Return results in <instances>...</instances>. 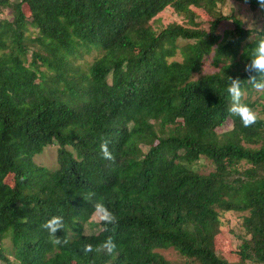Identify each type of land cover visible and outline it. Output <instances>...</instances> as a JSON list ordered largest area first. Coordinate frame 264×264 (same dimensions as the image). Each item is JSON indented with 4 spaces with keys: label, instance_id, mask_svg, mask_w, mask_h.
I'll return each mask as SVG.
<instances>
[{
    "label": "trees",
    "instance_id": "trees-1",
    "mask_svg": "<svg viewBox=\"0 0 264 264\" xmlns=\"http://www.w3.org/2000/svg\"><path fill=\"white\" fill-rule=\"evenodd\" d=\"M226 1L0 0L12 14L0 19V260L171 264L159 249L172 247L183 264H264V103L241 99L257 116L244 126L226 91L230 77L252 89L245 64L264 30L221 11L201 27L193 13ZM166 7L184 22L156 29ZM54 142L50 170L33 157ZM202 155L206 173L192 167ZM97 200L114 223L90 220ZM219 209L241 213L236 260L216 251ZM53 215L55 236L42 227Z\"/></svg>",
    "mask_w": 264,
    "mask_h": 264
},
{
    "label": "rangeland",
    "instance_id": "rangeland-1",
    "mask_svg": "<svg viewBox=\"0 0 264 264\" xmlns=\"http://www.w3.org/2000/svg\"><path fill=\"white\" fill-rule=\"evenodd\" d=\"M3 8V10H0V19H11V12L7 8H5V6H3ZM24 11H26V13H29L30 11L26 4L24 5ZM220 11L223 14H234L238 16L245 27L254 28L256 30H264V8H261L260 6L251 8L247 2L227 0L224 5L220 7L218 6L212 14H208V12L204 11L202 8L193 7L194 19L201 27H207L209 19L211 17H216L218 12ZM174 20L178 22H184L182 17H177L175 15L171 7H166L156 14L152 24L157 29L158 27L165 26L166 24ZM230 26V20H222L219 27L216 29L217 35L220 37L222 35L223 29ZM27 28L29 30H32L31 24H27ZM179 43H181V41H179ZM94 55H96L95 49L86 50L83 52L82 58H79V62L85 61L87 63L92 60ZM174 58L180 59V53L178 52L176 55H174ZM202 67L203 72H210L214 70V66L211 64L210 56L206 58ZM241 97L242 100H244L245 98H249L250 100H255L257 103H264V90H257L254 88L249 91L244 90L242 91ZM259 108L260 106L257 104V109ZM261 115L264 116V113H261ZM231 127L232 121L230 118H227L223 122V124L216 128V130L218 132H223L230 130ZM57 145V142H54L51 145L45 146L41 152L34 155V161L37 164H41L42 166H45L50 170H54L55 168H57ZM192 167L201 173H206L212 169V163L207 157L202 155L198 160L192 162ZM5 181L9 184H12V178H10L9 176H6ZM219 211L221 231L216 237V251L220 256L228 260H236L237 256L233 251L238 246L240 242V235L242 233V228L240 226L241 213L238 211H222L220 209ZM90 220L94 222L98 221V217L96 216L95 212L91 214ZM90 227H94V225L91 224ZM8 242L9 241L7 239L4 240L5 244H8ZM159 251L163 253L168 259H170L171 264H183V257L180 256L178 252L172 247L166 249L161 248L159 249ZM8 257L10 260L9 263L0 260V264H16L13 260L12 253H10ZM249 264L259 263L249 261Z\"/></svg>",
    "mask_w": 264,
    "mask_h": 264
},
{
    "label": "clouds",
    "instance_id": "clouds-1",
    "mask_svg": "<svg viewBox=\"0 0 264 264\" xmlns=\"http://www.w3.org/2000/svg\"><path fill=\"white\" fill-rule=\"evenodd\" d=\"M258 3L261 8H264V0H258ZM248 60L249 62L245 64V69L254 73L248 76L252 88L264 90V38L257 40ZM226 91L231 101L228 111L231 114L239 116L244 126L254 123L257 119L256 113L241 101L242 91L240 79L230 77V82L227 85ZM101 151L105 158H111V154L108 152L106 145H101ZM93 208L99 221L103 222L102 226L106 227L114 223L115 217L104 203L97 200ZM42 227L46 228L50 235L55 236L57 231L64 227L63 218L59 215H53L45 221ZM101 247L111 252L116 245L112 238L108 237L103 241ZM84 251H93L92 245H85Z\"/></svg>",
    "mask_w": 264,
    "mask_h": 264
}]
</instances>
